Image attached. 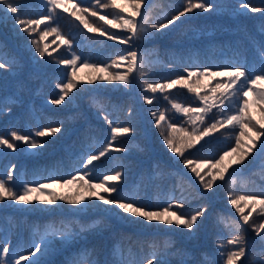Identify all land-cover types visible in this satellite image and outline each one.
<instances>
[{"label": "trees", "instance_id": "1", "mask_svg": "<svg viewBox=\"0 0 264 264\" xmlns=\"http://www.w3.org/2000/svg\"><path fill=\"white\" fill-rule=\"evenodd\" d=\"M71 2L90 8L95 4V0ZM207 2L216 6L214 11H194L167 29L134 42L144 60L147 75L143 79L152 83L165 82L177 75H186L183 69L189 66L216 70L229 63L242 64L246 68L253 63L258 65L257 50L264 46V15L259 12L238 14L241 0ZM244 2L264 7V0ZM17 3L21 12H26L30 18L39 19L47 14L43 0H17ZM117 3L125 14L132 11L126 0H117ZM183 3L184 0H143L141 11L152 21L162 20L175 14ZM96 10L99 15L107 11L109 19L112 18L111 9ZM84 16L90 24H103L98 16ZM48 23L58 27L59 33L71 42V46L62 44L57 34L50 33L40 41V46L48 45L51 56L40 57L35 46L28 41L30 38L39 40L45 25H40L31 37L25 34L21 39L13 28V21L0 12V47L3 48L4 59L14 58L10 68L0 70V106L7 104L11 108L0 114V135L10 130L30 135L38 127L60 126L62 129L60 133L44 138L45 147L30 149L22 142H16L15 151L0 148V177H4L13 165L17 184L43 183L49 177L70 179L77 171H85L83 163L86 157L97 154L111 137V130L104 119L107 114L114 126H130L134 131L127 136H118L115 141V147L123 146L127 152L109 150L89 165L86 171H89L93 182H101L104 175L119 171L123 179L110 182L118 189L113 196L135 199L153 208L167 206L169 198H172L183 201L184 208L179 211L189 216L200 208L207 211L192 230L153 222L147 223L144 234H140L132 228L144 226L145 222L135 219L125 221L123 215L126 214H120L128 228L119 226L102 213L101 208L108 206L99 201L94 204L85 201L84 207L72 206L65 201H58L57 206H48L43 203L47 199L34 201L33 205L0 202V244L6 243L9 247V253L4 258L6 264H11L21 254L27 256L33 244L40 242L45 229L50 226L64 228L65 225L73 235L63 241L58 237H48L50 247L36 256L41 264H116L118 259L125 264L128 261L147 264V260L153 258V252L156 253L154 264L161 260L167 261V264H226V253L240 246L245 247L246 255L237 264H262L260 257L264 255V241L248 225L247 230L242 227L233 215L240 216V213L228 203L227 194L229 191L237 195L259 196L264 193V166L260 165L264 162V153L256 162H253L251 153L240 165L244 172L230 176L234 182H229L227 175L226 181L217 180L212 189L204 190L195 174L184 166L183 158L175 156L167 148L160 134L161 129L155 126L150 115L154 111H164L171 122L190 129L187 117L171 107L172 102L200 106L195 92H189L188 88L177 86L164 93L152 94L143 91L141 78L134 80L127 89L100 81L87 84L90 78L106 73L84 67L81 63L77 68L78 88L60 105L49 103L58 98L56 84L65 83L64 77L71 71L58 63L60 59H69L76 54L91 64L110 65L118 54L129 49V45L89 32L62 9H57L54 20ZM110 31L121 36L128 35L121 29ZM7 36L9 40L5 39ZM110 70L115 71L114 68ZM218 79L194 78L189 84L201 95L206 92L212 94L211 89ZM145 95L153 97L152 104L144 101ZM214 95L218 98L217 102L223 99L219 90ZM250 114L255 119L259 118V106L253 105ZM217 115L218 111L214 108L206 116L205 123H212ZM234 134L230 126L220 128L188 150L185 157L196 161H215L225 149L235 146ZM242 139L247 144L251 143L247 137ZM233 159L236 160L235 155L225 157V163L230 164ZM216 171L218 169H213V173ZM207 172L208 168H204L201 174ZM205 179L210 177L205 175ZM62 188L59 192L64 196L77 193L76 185ZM256 208L257 212L250 219L259 223V205ZM250 209L251 206L245 207L244 212ZM93 224L94 227H87ZM81 225L86 227L85 231L80 230ZM236 236L242 237L240 244L227 243ZM166 242L171 246L165 247ZM153 244L157 247L153 248ZM218 244L223 247H218ZM114 245L121 249V256H113ZM21 264L28 262L21 261Z\"/></svg>", "mask_w": 264, "mask_h": 264}, {"label": "snow or ice", "instance_id": "2", "mask_svg": "<svg viewBox=\"0 0 264 264\" xmlns=\"http://www.w3.org/2000/svg\"><path fill=\"white\" fill-rule=\"evenodd\" d=\"M43 2L47 8V14L41 15L39 19H33L26 12H21V7L17 3V0H0V12H3L13 21V28L19 38L23 39L25 34L31 37V34L36 32L40 25H45L44 30L39 34V40L30 38L28 41L30 45L35 46V51L40 57H44L46 54L51 56V53L48 51V45H45L43 48L40 46V41H43L50 33L57 34L62 44L71 46V42L59 33L58 27H53L48 23L54 20L57 9H62L63 12L70 13L89 32L99 33L100 36H106L109 40H116L121 44L129 45V49L122 54H118L110 65L100 66L91 64L87 60H82L76 54H72L69 59H60L58 63L64 65L66 69L70 68L71 71L66 73L64 77L66 80L65 83L56 84L55 87L59 90L58 98L52 99L49 103L60 105L78 88L80 80L77 76V68L81 63L84 67H92L97 72L106 73L105 75L90 78L86 82L87 84L100 81L127 89L133 84L134 80L141 78L143 91L152 94H156L157 92L164 93L165 90H171L177 86L188 88L189 92H195L200 106H183L172 102L171 107L177 113L187 117L186 123L191 126L190 129L171 122L166 117L164 111H154L150 115L154 118L155 126L161 129L160 134L167 148L175 156L183 158L184 166L195 174V177L199 180L204 190L212 189L217 180L226 181V174H229V169L235 172V166L226 164L225 157L235 155V164L242 165L256 147L257 140L264 137V46L257 50L258 65L253 63L246 68L242 64L229 63L228 65L217 67L216 70H213L212 67L189 66L183 69L186 75H177L176 78L169 79L165 82L152 83L143 79L147 75L144 60L137 51L134 42L144 40L160 30L167 29L179 21L181 17L191 14L194 11H214L216 6L208 3L207 0H184L182 7L175 14L156 21L150 20L147 15L142 13L141 5L143 0H126L128 6L132 8V11L127 14L119 7L117 0H95V4L91 8L81 7L79 4L72 3L71 0H43ZM69 4H71V7H69ZM96 9H111L110 14L112 18L109 19V13L107 11L104 15H99ZM244 12H259L264 15V7H256L241 0L238 14H243ZM78 13L80 14L78 15ZM84 14H90L92 17L98 16L103 24H90ZM137 17H140V19H137ZM110 29H121L126 31L128 35L121 36L110 31ZM12 62H14V58L12 57L4 59L3 48L0 47V70L10 68ZM113 68L115 71L110 70ZM122 68L124 69L123 71H121ZM202 77L220 78L217 80L215 87L211 89L212 94L206 92L204 95H201L200 92L190 86V81H193L194 78L195 80H199ZM218 90L220 91V96L223 97L219 102H217L218 98L214 95ZM250 94L252 97L251 100L249 99ZM165 99H168V97L165 96ZM144 101L147 104H152L153 97L145 95ZM225 101H227L226 105ZM252 105L259 106L262 116L261 120H256L250 114ZM214 108L217 109L218 115L212 123L206 124L205 118ZM5 109L8 111L11 110L10 106L4 104L0 106V114H3ZM129 114H131V109H129ZM104 119L107 121L111 130V137L97 154H90L86 157V161L83 163V169L85 171H77L70 179L49 177L47 178V182L43 183L25 182L17 184L13 172L15 166L13 165L4 177H0V202L12 201L18 205H33L34 201L39 200V194L46 192L49 198L43 201V203L48 206H57L58 201H65L72 206L84 207L86 206L84 204L85 201L88 204H94L96 201H99L103 205L116 210L118 214H126L123 215L125 221L135 219L136 221L147 222L149 224L157 222L168 226H182L188 230L194 229L198 219L205 215L206 208H200L189 216L179 211V209L184 208L183 201L172 198H169L167 206L153 208L135 199H129L124 196H113L112 194L117 193L118 189L116 184L110 182L121 181L123 179L122 172L119 171L113 175H104L101 182H93L89 171H86L89 165H92L93 161L104 156L109 150L114 149L118 152L127 151L123 146L115 147V141L118 136H127L134 131L130 126H114L113 122L108 120L107 114H105ZM227 126H230L235 132L232 137L235 146L225 149L218 159L215 161H196L185 157V153L200 144L205 137ZM61 131L60 126L38 127L30 135L10 130L4 135H0V148L15 151L16 142H22L30 149L45 147L46 141L44 138L51 137ZM244 137H247L251 143H245L242 139ZM260 151L264 153V141L260 144ZM204 168H208V172L205 175L209 176L210 179H205V175L201 174ZM213 169H218V171L213 173ZM228 181L234 182L231 181L230 175L228 176ZM52 185H59L60 187L76 185L77 193L73 196H64L54 191H48ZM101 193L106 195H102ZM227 200L240 213V219L243 224L251 227L256 235L264 241V235H262L264 233V193H261L259 196L237 195L229 191ZM241 202H243V207L241 206ZM257 205H259V212L257 213V216L260 218L259 223L250 219L253 213L257 212ZM249 206H251L250 211L245 213L244 208ZM174 208L176 210H173ZM221 220L223 221V218ZM94 226L93 224L87 227ZM236 228L239 229L240 225L237 224ZM80 230L85 231L86 227L81 225ZM72 235L73 233L66 225L64 228L50 226L44 230V235L40 236V242L33 244L27 256L21 254L11 264H21V261L25 260L28 261V264H41L36 259V256L38 253L42 254L50 247L51 240L48 237H58L63 241L71 238ZM241 239V236H236L228 240L227 243L230 245H238ZM170 246L167 242L165 243V247ZM152 247L155 248L157 246L153 244ZM218 247L222 248L223 245L218 244ZM8 253L9 247L6 246V243L0 244V264H6L4 258ZM222 255H224L223 252ZM245 255L246 249L244 246L229 251L226 253V264H237V261H240ZM113 256H121V249L118 245H114L113 247ZM155 256L156 253L153 252V258L148 259L147 264H154ZM29 257L32 259L29 260ZM260 259L262 264H264V255ZM116 264H125V262L122 259H118ZM127 264H133V262L128 261ZM157 264H167V261L161 260Z\"/></svg>", "mask_w": 264, "mask_h": 264}, {"label": "rangeland", "instance_id": "3", "mask_svg": "<svg viewBox=\"0 0 264 264\" xmlns=\"http://www.w3.org/2000/svg\"><path fill=\"white\" fill-rule=\"evenodd\" d=\"M5 39L6 40H9L10 38L7 36V37H5ZM249 99L251 100L252 99V97H251V94H250V96H249ZM253 107V105L251 106V108ZM251 108H250V110H251ZM262 119V116H259V118H257L256 120H261ZM262 141H264V137H261L259 140H257V142H256V147H255V149H254V151L252 152V154H251V157L253 158V162H256V161H258L259 159H260V154L262 153L261 151H260V144H261V142ZM127 152V151H126ZM235 159H233V160H231V163L230 164H232L233 166H235V172H233V170L232 169H229V174H226V176L228 175H230L231 177H232V175L234 174H242L244 171L241 169V168H243V167H241L240 165H236L235 164ZM260 165H263L264 166V162H260ZM233 175V176H234ZM227 176V177H228ZM63 190V188L61 187H59V185H52L51 187H50V189L48 190V191H54V192H56L57 194H60V195H62L59 191H62ZM33 195H37V194H33ZM29 199H31V197H29ZM39 199L40 200H42V199H48V195H47V193L45 192V193H42V194H39ZM28 209H31V208H28ZM27 209V210H28ZM33 209V208H32ZM37 209V208H36ZM39 210V209H38ZM92 211L94 210V208L93 209H91ZM101 211H102V213L105 215V216H107L108 218H111L113 221H116V223H117V225H119V226H124L125 228H128L127 227V225L124 223L125 221H123L122 220V217H121V215L120 214H118V213H116L117 211L116 210H113V209H111L110 207H103V208H101ZM116 211V212H115ZM234 216H236V218L238 219V221L240 222V224L242 225V227L244 228V229H246L247 230V225H244L243 224V222H242V220L240 219V216L239 215H237V214H233ZM146 224H147V222H145V224H144V226H135V227H133L132 228V230H134L135 232H137V233H140V234H144V230H145V226H146ZM203 228V230H204V227H202ZM154 232V231H153ZM97 233V232H96ZM154 233H156V231L154 232ZM32 258L31 257H29V260H31ZM25 262H28L27 260H25Z\"/></svg>", "mask_w": 264, "mask_h": 264}]
</instances>
